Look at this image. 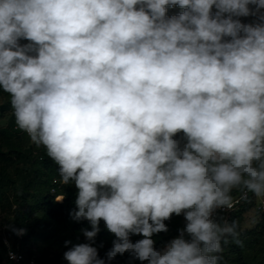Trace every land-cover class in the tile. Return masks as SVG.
<instances>
[{"label": "clouds", "instance_id": "1", "mask_svg": "<svg viewBox=\"0 0 264 264\" xmlns=\"http://www.w3.org/2000/svg\"><path fill=\"white\" fill-rule=\"evenodd\" d=\"M171 6L184 11L168 16ZM262 10L264 0H0V89L78 190L72 219L91 224L68 264H105L93 246L101 220L117 238L109 261L220 264L238 234L214 214L233 207L234 188L264 197ZM181 213L185 227L158 250L153 234Z\"/></svg>", "mask_w": 264, "mask_h": 264}, {"label": "trees", "instance_id": "2", "mask_svg": "<svg viewBox=\"0 0 264 264\" xmlns=\"http://www.w3.org/2000/svg\"><path fill=\"white\" fill-rule=\"evenodd\" d=\"M250 7L254 6L250 5ZM212 11L213 13L217 11L215 6ZM226 16L227 14H225ZM239 19L242 23L247 24L254 22L256 17H239ZM21 42L22 39L19 44L23 45ZM0 92L5 99L0 111L10 114L7 127L0 129V212L2 216L13 217V228L26 229L24 239L18 235L15 236L16 244L13 247L19 248L28 258H33L32 251L29 249L26 252L25 246L31 240L39 239L46 240L56 246L54 233L57 234L59 227H62L67 236V240L61 242L64 252L76 244L89 243L83 230H92L90 222L87 220L75 221L70 215L76 209L75 200L78 190L74 184L62 185L59 188V165L46 155L43 146L37 147L32 144L24 131L16 132L14 130L17 124L10 103V94L4 92L3 89H0ZM177 138L186 143L182 133L174 137V139ZM35 152L37 155L34 154ZM53 190H55L54 194ZM56 196H64L63 202H57ZM30 199L33 206H29ZM256 204V201L250 197L228 217L217 216L216 220L220 223L225 220L230 224L235 222L238 234L235 238L229 236L226 244L222 241L223 250L218 254L221 257L220 264H264V212H258ZM14 206H28V208L25 213H21L19 209L13 210ZM250 211H254L259 216L258 224L252 230L243 231V218ZM30 224L32 226L29 229ZM167 225L168 228L175 230V233L171 237H167L165 232L153 234L154 246L158 250L179 235L180 227L178 225L172 223H167ZM36 228H39L40 231L37 232ZM48 229H50L51 236L46 231ZM99 229L93 246L97 248L98 256L105 260V264H147V261L133 259L127 252L123 255L118 254L109 261L106 253L112 248L113 241L117 238L107 229L103 220L99 222ZM129 238L135 243L144 237L130 233ZM65 241L71 243L65 245ZM6 249L7 245L0 238V264L4 261ZM62 264H68L64 255Z\"/></svg>", "mask_w": 264, "mask_h": 264}, {"label": "rangeland", "instance_id": "3", "mask_svg": "<svg viewBox=\"0 0 264 264\" xmlns=\"http://www.w3.org/2000/svg\"><path fill=\"white\" fill-rule=\"evenodd\" d=\"M182 11H184V9H181L179 6H171V7H168L167 9V15L168 16L178 15ZM21 43L24 45L30 42L22 39ZM4 102H5V99L2 93L0 92V107L4 104ZM9 115H10L9 113L4 114L0 111V129L7 127V120H8ZM177 140H180V139L177 138ZM180 141H181V144L184 143L182 140ZM243 190L244 189H241V188H234L230 193V195L232 196V199L239 197L243 193ZM29 201H30L29 206H33L34 204L31 201V199ZM62 201H60L59 203H61ZM27 208L28 206L27 207L14 206L12 209L13 210L19 209L21 213H25ZM258 221H259V216L254 211H250L246 213L243 218V222H242V230L247 231V230L254 229L256 225L258 224ZM165 223L166 225L167 223H172L173 225L176 224L180 227V230H181L185 227L186 220L184 219L183 213H181V215L179 216L173 214L171 219L168 221H165ZM10 226L11 228H13V217H8L7 215L2 216L0 212V238L6 245L12 247V246H15L16 244L15 236L17 234L14 231L10 230ZM31 226L32 224L29 225V229L31 228ZM36 231L38 232L40 231V229L36 228ZM46 231L49 233L50 229ZM174 233H175V230L169 227L168 231L165 232V235L167 237L169 236L171 237L172 235H174ZM25 234L18 235V237H22L24 239ZM49 235L51 236L50 233ZM54 235H55L54 241L57 242L56 246L55 244L51 245L50 243H48L46 240H43V239H39L37 241L31 240L25 246L24 250L26 252L29 251V249L32 251L31 256H33V259H35L37 264H62L64 248L62 247L61 242L62 240H67V236L64 230L62 229V227H59V231L57 230V234L54 233ZM17 245L20 246V244H17Z\"/></svg>", "mask_w": 264, "mask_h": 264}, {"label": "built area", "instance_id": "4", "mask_svg": "<svg viewBox=\"0 0 264 264\" xmlns=\"http://www.w3.org/2000/svg\"><path fill=\"white\" fill-rule=\"evenodd\" d=\"M16 132H20L21 130L18 127H15L14 129ZM25 135L30 138L26 133ZM37 155V152L34 153ZM59 188L64 185L60 182L59 179ZM55 193V190H53V194ZM250 197H252L256 201V209L258 212H264V197L262 198H257L253 193L247 192L246 190L243 191V193L235 198L233 201V207L231 209L228 208H221L216 211L215 219L219 215H225L228 217L232 212H234L239 206L243 205ZM63 202V201H62ZM61 202V203H62ZM12 252L15 254L17 257L16 259H11L9 256V253ZM2 264H37L35 259L33 258H28L24 253H22L19 248H14L13 246L10 247L7 245V249L5 252V258Z\"/></svg>", "mask_w": 264, "mask_h": 264}]
</instances>
